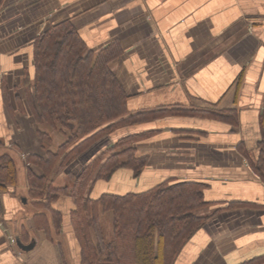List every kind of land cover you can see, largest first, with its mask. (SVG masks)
Masks as SVG:
<instances>
[{
	"label": "crops",
	"instance_id": "1",
	"mask_svg": "<svg viewBox=\"0 0 264 264\" xmlns=\"http://www.w3.org/2000/svg\"><path fill=\"white\" fill-rule=\"evenodd\" d=\"M63 22L87 50L117 47L110 69L128 110H156V118L101 136L56 173L54 185L71 188L70 174L119 138L155 131L132 144L148 158L138 175L118 168L94 180L88 197L200 182L205 218L173 264H264V181L251 166L264 140V0H0V156L16 168L15 183L0 185V264H80L72 197L34 204L27 178L26 156L49 148L23 81L35 40ZM36 212L58 213L60 228H40ZM17 240L33 245L24 250Z\"/></svg>",
	"mask_w": 264,
	"mask_h": 264
},
{
	"label": "trees",
	"instance_id": "2",
	"mask_svg": "<svg viewBox=\"0 0 264 264\" xmlns=\"http://www.w3.org/2000/svg\"><path fill=\"white\" fill-rule=\"evenodd\" d=\"M116 46L99 52L87 50L75 29L63 22L43 31L34 42L33 71L23 81L27 104L37 123L66 131L67 140L55 151L26 156L29 194L34 204L50 205L61 194L74 201L69 214L80 246V264H173L181 247L204 218L197 210L206 205L202 184L197 181L167 180L142 192L104 193L88 197L87 188L96 179H107L118 168L138 175L148 158L136 153V140L155 131L119 138L79 173L70 174L73 186L56 187L50 177L65 168L98 138L119 126L156 118V110L132 112L127 95L110 69L118 57ZM264 124V114L262 115ZM42 141L50 136L37 130ZM65 133V132H64ZM251 166L264 181V140ZM16 168L8 154L0 156V185L15 183ZM99 211L112 213V238L105 240ZM41 218L40 228H60L61 216Z\"/></svg>",
	"mask_w": 264,
	"mask_h": 264
},
{
	"label": "rangeland",
	"instance_id": "3",
	"mask_svg": "<svg viewBox=\"0 0 264 264\" xmlns=\"http://www.w3.org/2000/svg\"><path fill=\"white\" fill-rule=\"evenodd\" d=\"M38 127L43 129L44 132L48 131L47 133L49 134V138H50V141L47 143L45 142V146L46 148H49L50 151H55L57 149V147L62 144L64 141H66L67 139V133L66 131H62L60 130V128H56V129H53L51 128L50 126H47V125H39L38 124ZM121 126L119 127H116L114 128V130L120 128ZM112 130V131H114ZM111 131V132H112ZM65 132V133H64ZM63 133V134H61ZM151 134V133H150ZM149 134V135H150ZM148 135V136H149ZM44 142V141H43ZM112 147V146H111ZM109 149V148H108ZM108 149H106L104 152H102L101 154H99V156H97L95 159L97 158H104L106 157L109 152H108ZM14 150H16V148H12L10 149L9 151H12L15 153L16 155V159H18L19 157V152L18 150L15 152ZM20 150H21V147H20ZM60 170H63V168H57V169H54L53 172L51 173L50 177L52 179V181L54 179H56V173H58V171ZM58 175V174H57ZM97 180V179H96ZM71 181L73 182V178H71ZM92 184V183H91ZM88 186V188L90 187V185ZM87 188V189H88ZM88 192V191H87ZM87 194V193H86ZM202 208V207H201ZM199 210L198 209L196 212L197 214L199 215ZM99 220L101 222V227H102V232H103V235L105 237V240H110L112 238V213L111 212H102V211H99ZM184 245V244H183ZM182 248V247H181ZM80 252V251H79Z\"/></svg>",
	"mask_w": 264,
	"mask_h": 264
},
{
	"label": "water",
	"instance_id": "4",
	"mask_svg": "<svg viewBox=\"0 0 264 264\" xmlns=\"http://www.w3.org/2000/svg\"><path fill=\"white\" fill-rule=\"evenodd\" d=\"M17 245L19 248H22L24 250H28L32 247V243L31 244H28V245H23L19 240H17Z\"/></svg>",
	"mask_w": 264,
	"mask_h": 264
},
{
	"label": "built area",
	"instance_id": "5",
	"mask_svg": "<svg viewBox=\"0 0 264 264\" xmlns=\"http://www.w3.org/2000/svg\"><path fill=\"white\" fill-rule=\"evenodd\" d=\"M10 241H11L12 243H15V238H14V237H11V238H10Z\"/></svg>",
	"mask_w": 264,
	"mask_h": 264
}]
</instances>
